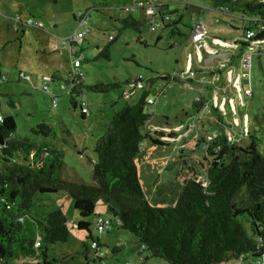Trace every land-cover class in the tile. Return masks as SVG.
Segmentation results:
<instances>
[{"label":"rangeland","instance_id":"obj_1","mask_svg":"<svg viewBox=\"0 0 264 264\" xmlns=\"http://www.w3.org/2000/svg\"><path fill=\"white\" fill-rule=\"evenodd\" d=\"M166 1L173 3V9H178L172 13L173 17H183L178 26L180 36L171 28L152 32L147 23L140 33L131 29L122 31L119 22L129 15L125 8L132 6L133 0H0V68L1 74H6L9 81L0 84V115L14 117L18 138L28 137L63 151L64 179L91 184L93 163L96 162L95 143L115 113L125 105L134 104L139 100L142 90H135L128 97L123 94L124 90H130L125 84L126 81L141 77L144 81V91L148 90L150 98L155 100V104L148 108L152 116L143 133H151L150 137L169 144L154 145L148 137L142 142L141 152L136 158L139 180L146 200L155 207L173 205L180 195L181 177L186 175V167L192 163H201L202 166L204 158L201 148L194 149V146L186 145L191 138L186 139L183 135L187 129L193 131L191 134L194 136L193 118L197 117V112L192 107L193 104L189 110V107L185 109L182 104L189 106L194 93L184 91L180 84L176 85L177 80L171 79L174 72L191 82L190 86L193 88L208 80L202 89H194V92L202 93L209 102L208 107L201 110L199 115L205 119V124L209 118H213L216 123L219 118H222V121L221 125H206L207 130L221 134L224 129L230 140L239 147L246 146L250 136H253L259 140L257 151L264 157V55L254 56L250 69L248 65L242 64L240 58L237 59L239 67H235V71L239 86H236L235 80L231 82V70L234 68H230L227 63L217 60L216 66L203 64L205 53H209L211 49L217 52L219 49L228 48L232 50L230 55L240 53L245 22L239 15L232 18L226 14L212 12L209 0ZM239 2L254 3L248 0ZM79 12L89 13V34L76 45L77 55L83 57L80 70L85 75L86 86L98 82H118L121 87L108 93H93L85 89L82 96L76 98L78 107L73 109L70 95L60 87L64 84L71 65L68 39L76 32L82 31L78 29L79 24L75 19ZM132 15L139 22L148 21L145 11ZM192 17L200 18L204 23L206 37L201 42L204 51L196 49V46L187 41ZM38 23L41 26H37ZM110 36L114 38L110 47V60L97 59L98 53L109 44ZM181 37L183 42H187L186 47L182 49L176 47L182 40ZM175 43L176 46L171 48ZM263 45L264 40L253 42L243 53H253ZM64 46H67V49ZM235 50L237 52H234ZM206 70L208 74L205 73ZM56 71L61 73L63 80L49 82V94L30 85L29 80L39 85L46 78L56 75ZM190 72L195 76L191 77ZM19 74L25 75L29 80L19 79ZM166 75L171 77L165 80ZM220 75L229 76L226 81L229 91L226 88L222 92V83L217 80ZM52 94L58 96L56 107L52 104ZM177 94L182 96V100L175 99ZM82 104H85L89 111L84 118L79 107ZM213 106V109L220 106L226 116L213 110ZM183 109L184 113L187 111L188 116L183 115ZM41 123L51 128L48 138L31 133V129ZM155 131L166 134L164 137L155 136ZM206 131L200 127L199 133L195 134L201 139ZM171 132L177 133V137H169ZM35 199L39 203L37 209L43 212L61 209L71 230L67 243L50 246V257L59 260L56 264H86L81 253L88 234L74 228V223L80 217L74 209L73 199L63 193L36 194ZM97 204L99 211L90 219L94 238L99 237L95 225L97 218L101 217L107 223L115 222L108 207L102 201ZM104 210L107 214L101 212ZM116 231L108 233L106 229L101 238L105 257L99 264H168L161 259H149L145 263L138 257L132 260V256L140 248L134 238V243H131L129 248L124 246L125 249L119 252V256H113L111 248L117 242L128 243L123 234L129 238L131 236L127 231ZM145 255L148 256L146 253ZM250 262L233 260L223 264Z\"/></svg>","mask_w":264,"mask_h":264},{"label":"trees","instance_id":"obj_2","mask_svg":"<svg viewBox=\"0 0 264 264\" xmlns=\"http://www.w3.org/2000/svg\"><path fill=\"white\" fill-rule=\"evenodd\" d=\"M209 2L215 12L242 14L245 34L249 30L247 18L255 19L250 28H255L256 35L245 40L244 34L240 52L252 42L264 40V29L257 31L258 26L264 28V2ZM169 12L171 6L166 4L160 13ZM119 23L122 31L131 29L140 33L147 22H139L129 14ZM180 24L181 21L174 20L168 27L179 35ZM113 42L114 38L109 40L97 59L110 60ZM182 45H186V40L178 42L177 47ZM68 77L64 79L65 92L70 95L73 109L78 107L76 98L82 96L85 89L108 93L121 87L118 82L86 86L84 73L83 77ZM171 79L176 78L172 76ZM55 80H58L57 76L53 75L51 82ZM137 81L136 78L125 84L131 89ZM8 82L7 75H2L0 68V84ZM142 91L136 103L127 104L114 114L97 139L91 184L64 179V152L28 137L18 138L14 117L0 115V264L58 263L59 260L50 257L49 250L52 245L69 241L71 230L67 218L61 209L49 213L37 209L39 203L35 196L59 193L73 199L74 209L80 217L74 228L88 234L81 253L86 264L103 262L105 257L103 248L102 256L96 258L91 247L93 242L103 247L101 238L105 232L94 238L90 222L99 201L108 207L118 222V225L108 223L107 232L127 231L139 243L140 248L132 260L138 257L143 263L149 259H161L168 264H223L241 258L246 262L264 257V157L257 151L259 140L250 136L249 143L239 147L222 132L207 149H203L204 136L198 139L192 148L203 150L202 166L201 163H192L186 167V175L181 177L180 195L173 205L151 206L139 180L136 158L142 142L148 137L154 145L169 144L150 137L151 133H143L150 122L152 112L148 108L154 105V100L148 90ZM126 92L124 90V97ZM150 99L152 104L148 103ZM204 103L202 98L199 102L194 101L195 112H200ZM82 105H79L80 111ZM81 114L83 118L86 116ZM31 133L48 138L51 128L41 123L31 129ZM154 133L162 137L166 134ZM169 137L177 135L171 132ZM37 239L40 242L38 248L35 247ZM128 243H118L111 248V253L124 250Z\"/></svg>","mask_w":264,"mask_h":264},{"label":"built area","instance_id":"obj_3","mask_svg":"<svg viewBox=\"0 0 264 264\" xmlns=\"http://www.w3.org/2000/svg\"><path fill=\"white\" fill-rule=\"evenodd\" d=\"M248 1H257V2H264V0H248ZM166 4H164L161 0H146L145 2H143L142 0H133L132 6L130 7H126L125 11L129 14H134L138 11H145L147 16H148V21L147 24L150 27V30L152 32H156L159 30H165V28H170L168 26L171 25L172 21L175 20V17H173L172 13H166V14H161L160 12L164 9V6ZM76 19L78 21L79 27L78 29H81V32H76L74 35H72L69 39L68 42L70 43L69 46V51L71 53V65H70V70L67 74V76H69L68 78L71 79L72 76H77V77H83V72H81L80 67H81V63H82V56H78L77 52H76V45L80 44L83 40V38L89 33V29H87V22L89 19V13H82L79 12L78 15H76ZM248 21V26H249V30L246 32L245 34V40H249L251 38H254V36L256 35V30L254 31L253 28L250 26H253L255 19L253 18H247ZM30 24H33L30 22ZM37 26H41L40 23L37 24ZM255 29V28H254ZM264 28L262 26H258V32H262ZM206 37V29L204 26L203 21L198 18V19H192V23H191V27H190V32H189V36H188V41L192 42L193 44H199L201 43ZM113 37H109V40H112ZM64 48L67 49V46H64ZM264 55V46H262V50L261 52H253L250 54H243L241 57V61L244 65H248L249 69L251 68V60L252 57L254 55ZM174 75L176 77H178L179 79H182L183 81H187L183 78L182 75H179L178 73H174ZM190 76L194 77L195 74L193 72H190ZM19 79L24 78L29 80L25 75L19 74L18 76ZM52 77L46 78L41 84L39 85H35L33 84V82H30V85L36 89V90H40L43 91L44 93L49 94V87H48V83L51 82ZM138 81L131 85V89L129 91L126 92V97L131 95L132 92H134L135 90H143L145 88L144 86V81L141 77L137 78ZM60 89L62 91L66 90V84H63ZM52 104L54 107L57 106V99L58 96L55 94H52ZM202 94L199 92L197 94V96L195 97V101L199 102L201 100ZM149 104H152V100H148ZM81 112L85 115H88L89 111L86 107V105H82L81 108ZM197 120H200L201 117L198 114L196 117ZM209 123H214V119L213 118H209L208 119ZM206 131V130H204ZM220 133L218 131L216 132H210L208 133L206 131V134L204 135V140H205V144L202 147L203 149H207L208 144L210 142H212ZM97 231L100 235H102L105 232V229L109 227V224L105 222V220L103 218H98L97 219ZM116 225H118V222L115 221L114 222ZM35 247L38 248L40 247V242L37 239V241L35 242ZM92 250L94 251V255L96 258L101 257L102 256V246L98 243V242H93L92 245ZM242 261V258L239 259ZM251 262L249 264H264V257L258 258L256 260H250ZM244 262V261H242Z\"/></svg>","mask_w":264,"mask_h":264},{"label":"crops","instance_id":"obj_4","mask_svg":"<svg viewBox=\"0 0 264 264\" xmlns=\"http://www.w3.org/2000/svg\"><path fill=\"white\" fill-rule=\"evenodd\" d=\"M162 1V0H161ZM164 4H167V5H169V6H172V2H169V1H162ZM238 2H239V0H238ZM241 3V2H240ZM241 4H243V3H241ZM178 11V9H173L172 7H171V13H175V12H177ZM211 11L212 12H215V11H213V9H212V6H211ZM220 13V12H219ZM221 14H226V15H228V16H231L232 18H233V16H237V15H239V17L242 19L243 18V21H244V17H242V14H240V13H222L221 12ZM192 19H196L195 17H192ZM178 21H181V23H182V21H183V17L180 15L179 16V18H175V22H178ZM217 22H218V20H217ZM191 23H192V20H191ZM190 27H191V24H190ZM190 27H189V32H190ZM171 29H173V28H171ZM179 31V30H178ZM179 34H180V32H179ZM188 36H189V33H188ZM181 41H180V43H184L183 42V37H181ZM205 40V39H204ZM188 41V40H187ZM188 42H190V41H188ZM192 43V42H191ZM253 43V42H252ZM251 43V44H252ZM186 44H187V42H186ZM193 44V43H192ZM250 44V45H251ZM194 46H196V49H202L203 50V47L201 46V43H199V44H193ZM176 46V45H175ZM264 46V45H263ZM173 47H174V45H173ZM177 47V46H176ZM185 48L186 47V45L184 46V45H182L181 46V48L180 49H182V48ZM214 48V47H213ZM214 50V51H213ZM261 50H262V46L260 47V48H258L256 51H254V52H261ZM204 51V50H203ZM216 50L215 49H211V51L209 52V53H205V56L203 57L204 59H203V61H205L209 56H215V57H221V59L219 60V61H222L223 63H227L228 64V66L230 67V68H234V70L232 69L231 71H232V83H233V80H235V84H236V86H239L238 85V83H240L239 81H238V78H237V71H235L236 69H235V67L237 68V67H239V62L237 61V59H241L242 57H238V56H240L239 54H245V53H243V52H240V53H238L237 52V50H235L234 52H237L235 55L232 53V55H230V52H232V50H230V49H228L227 48V50H223V48L222 49H219V51H217V52H215ZM229 56H231V57H229ZM254 56H262V54H258V55H254ZM253 56V57H254ZM253 57H252V60H251V65H252V61H253ZM216 58H214V60H213V65L212 66H216V65H218V63H217V60H215ZM243 64V63H242ZM244 65V64H243ZM204 66H206V65H204ZM175 73V72H174ZM174 73L172 74L176 79H173L174 81L175 80H177L176 82H178L176 85H179L180 87H182L183 89H185L184 91H193V93H194V97H193V99H192V102H190V105L188 106V105H184V104H182V106L185 108V109H187V107H189L188 108V110L190 109V107H191V104H193V102L195 101V97L197 96V94L199 93L198 91L197 92H194V89L197 87V88H200V89H202V87H204V86H206L207 85V81L208 80H205L204 82H202V83H200V85H196L194 88L192 87V86H190V85H192L191 84V82H189V81H183L182 79H179L178 77H176L175 75H174ZM205 73L206 74H208V70H206L205 71ZM214 73V72H213ZM213 73H210V75L212 74V75H214ZM221 73V72H220ZM250 73V72H249ZM235 74V75H234ZM55 76H57V79L58 80H61V78H63L62 77V75H61V73L60 72H58V71H56V75ZM223 76V75H222ZM221 75L219 76V79H217L218 80V83H222V92H224L225 90H226V88H227V80H228V78H229V76H223L222 77ZM249 77H250V75H249ZM203 78H205V76H203ZM230 78H231V75H230ZM165 80H168V78L167 77H165L164 78ZM209 90V89H208ZM230 90V88L228 89L227 88V91H229ZM231 90H233L234 91V88H232L231 87ZM214 91H212V93H213ZM228 93V92H227ZM234 93H235V91H234ZM181 94V93H180ZM180 94H177V96L176 95H173V97L174 96H176L175 97V99H181L182 100V96H180ZM202 94V93H201ZM236 94V93H235ZM249 95V94H248ZM202 99H204V106H203V109L205 110L206 109V107H208V99L202 94V97H201ZM213 98H214V96H212V100H213ZM237 98V100H239V98L238 97H236ZM154 104H155V100H154ZM221 104H222V100H221ZM220 104V105H221ZM193 107V106H192ZM213 108H215V106H213L212 107V109ZM185 109H183V111H182V113H183V115H185V116H188V113H187V111L184 113V111H185ZM202 109V110H203ZM213 110H216L217 112H219L221 115H223V116H226V114H224L223 113V111H222V109L220 108V106H218L217 107V109H213ZM199 114V112L197 113V115ZM201 117V116H200ZM246 118V117H245ZM246 120V119H245ZM193 122H195V128H194V132L196 133V132H198L199 133V131H200V127L203 129V131L204 130H207L206 129V125H218L219 123H216V121H214V123H209L208 122V119H207V123L205 124V119L203 118V117H201V119L200 120H197L196 118H193ZM223 123V122H222ZM207 132L209 133V132H212V131H210L209 129L207 130ZM214 132H216V131H214ZM222 132L227 136V138L230 140V138L228 137V135L225 133V131H224V129L222 130ZM221 132V133H222ZM175 133V132H174ZM191 133H193V131H190V130H185V133H184V138H186V139H189V138H191V139H189V141H187V143H186V145H189V146H192L193 145V143L194 142H196L197 141V135L194 133V136H192V134ZM176 135H177V133H176ZM98 207H99V205L97 204V206H96V211H99L98 210ZM95 211V212H96ZM102 213H104V214H107V212H106V210H104V211H101ZM114 220H115V218H114ZM107 223V222H106ZM124 235V238H126V239H128L127 240V242H129L128 243V246H127V248H129L130 246V244L132 243H134L133 242V237L132 236H130V238H129V236L127 237V236H125V234H123ZM123 237V236H122ZM135 240V239H134ZM118 244V242L116 243V245ZM103 248V247H102ZM135 250H136V246H135ZM121 251H123L122 249L121 250H118V251H116L115 253H113V256H115V255H117V256H119L120 254H119V252H121ZM122 254V253H121ZM117 259H118V257H117ZM96 264H99V263H96Z\"/></svg>","mask_w":264,"mask_h":264},{"label":"water","instance_id":"obj_5","mask_svg":"<svg viewBox=\"0 0 264 264\" xmlns=\"http://www.w3.org/2000/svg\"><path fill=\"white\" fill-rule=\"evenodd\" d=\"M214 58H216L215 60H220L221 57H215V56H209L205 61H204V65L206 66H212L213 65V60Z\"/></svg>","mask_w":264,"mask_h":264}]
</instances>
